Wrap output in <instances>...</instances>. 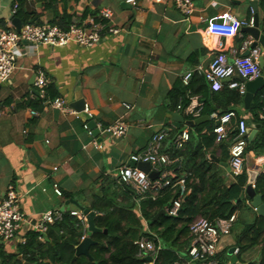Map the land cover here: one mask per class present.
<instances>
[{"label":"crops","instance_id":"0c3cea01","mask_svg":"<svg viewBox=\"0 0 264 264\" xmlns=\"http://www.w3.org/2000/svg\"><path fill=\"white\" fill-rule=\"evenodd\" d=\"M191 1L194 12L185 16L172 0L162 3L155 0H79L74 20L86 21L88 18L83 19L86 10L99 14L109 10L112 14L110 24L120 32L108 35L92 48L75 44L63 48L39 46L33 55L18 59L9 81L0 84V204L9 186H14L21 196L20 206L26 221L21 225L18 239L0 240V252L27 263L29 257L23 251L22 239L28 241L30 234L37 233L39 217L45 213L80 212L72 202L85 208L95 200L106 203L107 199H112L121 208L135 202L133 212L144 230L149 231L133 191L116 179L119 168L132 166L130 157L141 154L151 138L163 130L209 134L224 105L211 101L217 92L209 84L207 102L211 115H201L197 119L183 116L185 121L207 118L194 127L174 117L179 112L169 95L179 85L187 87L183 82L186 74L203 76L196 70L207 69L216 56L226 54L230 61L232 49L240 55L246 54L241 48L250 36L241 33L244 27L240 24L255 15L250 5L255 0ZM257 1L260 30L264 34V12L260 0ZM10 6L11 0H0L3 25L13 20ZM28 6L40 8L41 4L34 0ZM57 7L62 14V4ZM42 20L54 25L55 11H48ZM40 73L45 75L48 85L56 87L58 98L76 115L64 113L50 106L48 100L40 99L36 86ZM233 79L241 82L238 75ZM227 83L220 93L225 92ZM199 97L204 102L207 100ZM37 98L41 101L33 106ZM86 105L91 117L83 112ZM249 108L244 102L234 108L237 119L233 121V132L238 119L252 122ZM33 111L39 116L33 117ZM89 119L96 123L98 137L89 129ZM119 120L128 125V132L125 137L115 138L106 130ZM230 144H215L207 154L208 162L216 164L214 171L227 186L236 179L222 165L228 164ZM248 171L257 172L258 177L264 174V156L245 154L247 178ZM54 185H58L62 197L55 194ZM67 195L72 198L68 199ZM250 202L248 199L249 206ZM235 214L237 221L231 234L223 237L219 246V254L229 257L227 264H232V256H237L231 253L237 249L239 235L254 219V214L240 211ZM45 235L43 241L37 239L39 243L47 242ZM257 258V252L248 253L244 261Z\"/></svg>","mask_w":264,"mask_h":264},{"label":"trees","instance_id":"16d2710c","mask_svg":"<svg viewBox=\"0 0 264 264\" xmlns=\"http://www.w3.org/2000/svg\"><path fill=\"white\" fill-rule=\"evenodd\" d=\"M18 1L20 10L16 18H19L23 25H41L43 17L48 11L53 10L55 11L53 24L65 30L73 23L75 9L79 2V0H36L41 7L30 8L27 0ZM59 4H62V14L58 11ZM260 7L264 12V0H260ZM67 10H70V13ZM84 18L101 20L99 13L90 10L85 11ZM207 88L208 83L204 76H195L188 87L181 85L176 87L169 95V99L177 110L180 102L183 107L189 104L190 96H202L207 99L202 115L210 116ZM224 91V93L220 91L215 93L211 100L224 104L219 116L235 112L234 108L244 102V96L237 90L226 87ZM58 96L56 87L52 84L48 85L44 100H55ZM40 101L38 99L33 106H38ZM248 113L251 115L252 122L259 125L260 129L254 140L248 141L245 154L264 156V89L254 97ZM213 129L214 127L207 135L201 132L191 133L189 141L181 151L174 148L173 142L182 132L169 133L163 152L169 153L173 158H181L182 169L173 167L171 185L163 188L155 198L149 195L140 203L141 217L147 223L148 232L144 230L141 220L133 212L136 208L135 202L122 209L112 199H107L106 203L95 200L88 207L95 213V227L99 230L94 234L87 232L88 237L96 242L90 249L91 258L81 256L73 262L76 247L82 242L84 231L78 217L72 215L71 211H65L61 220L48 227L45 235L46 243L38 242L39 234L36 232L29 235L27 243L23 245V251L29 257L26 259L27 263L0 252V264H144V258L139 256L137 242L143 237H152V235L161 241L163 247L154 264H176L190 248L192 238L189 226L195 219L203 217L214 225L218 220L228 219L237 211L254 214V219L246 225L237 240L239 252L236 257L239 264H264V219L258 217L247 204L246 172L237 176L235 182L227 186L225 180L214 171L216 164L209 163L207 160V154L216 144ZM235 135L236 133L233 132L232 136ZM183 176H186L189 197L187 200L184 199L178 216L171 217L167 215L166 210L178 198L179 189L174 185ZM98 184L100 181L97 182ZM255 190L262 196L264 202V174L258 177ZM67 198L72 196L67 195ZM30 251L33 253L30 254ZM254 252L258 253L256 260L244 261L246 254ZM217 260L220 264H227L229 257L223 253L217 256Z\"/></svg>","mask_w":264,"mask_h":264},{"label":"built area","instance_id":"2783aa9c","mask_svg":"<svg viewBox=\"0 0 264 264\" xmlns=\"http://www.w3.org/2000/svg\"><path fill=\"white\" fill-rule=\"evenodd\" d=\"M177 8L185 15L189 16L194 12V5L191 0H172ZM28 3L34 0H27ZM156 3H162L164 0H155ZM20 10V2L11 0L9 14L12 19L16 18ZM254 14V11H253ZM101 20L88 18L86 21H77L70 25L68 29H62L58 26L48 23L41 25L27 24L23 25L20 32H17L12 21L7 25L0 22V84L7 83L16 70V64L19 58L33 55L39 46H50L53 48H63L69 44H75L81 48H92L101 43L108 35H116L120 31L112 26V14L109 10H103L100 13ZM241 27H252L254 18L249 21L241 22ZM254 40L250 37L246 41L241 52H249L247 56L232 49L229 51V56L220 54L216 56L210 63L207 69L198 68L196 72H200L210 85L211 89L218 92L224 88V83H227V88L237 90L240 95L246 94V82H252L262 76V69L259 60L264 52L262 48H251ZM239 74L245 83L238 82L233 78ZM193 78V73H188L183 77L185 86H189ZM36 86L39 88V97L44 100L46 98V88L48 80L43 73H40L36 79ZM190 95V92L188 93ZM48 104L55 109L64 113L76 115L70 108H67L65 102L56 98L48 100ZM205 102L199 96H190L189 104L186 107L182 106V102L177 107L179 114L184 117L197 119L201 117ZM125 108L131 110L129 105ZM83 112L91 117L90 110L86 105ZM33 117H38L37 111L32 112ZM264 118V115H263ZM237 119L235 112H228L221 116H216V125L213 129L216 144H224L230 142L229 161L228 165L235 177L241 175L245 169V151L248 144L247 137V121L237 120L236 135L233 133V121ZM106 132L115 138L125 137L128 132V125L123 121H117ZM26 134V132H25ZM169 136V132L163 130L154 135L149 141L146 149L138 155L130 157V161L135 166L123 165L119 168L116 177L119 184L129 187L135 197L136 202L140 203L149 195L155 198L159 192L171 185V177H173V167L182 169L183 160L181 158H173L170 154L163 152L164 143ZM190 139V133L183 131L174 140L173 146L177 151H181L185 144ZM141 163L150 164L153 172L159 174L156 180H152L150 176L142 171L138 165ZM179 189V196L172 202V205L167 208L166 213L171 217H177L182 208V203L188 194L186 176H183L174 185ZM54 192L57 196L62 197V192L58 185H54ZM21 196L14 186H9L7 196L2 204H0V240L3 242H12L19 238L21 225L26 221V215L21 211ZM62 211L49 212L41 215L38 220L37 233L38 240L43 241V236L47 233L48 227L62 219ZM72 215L78 217V220L83 228L84 237H87L88 223L86 216L82 212L72 211ZM237 221L236 214H233L228 219H220L214 225L206 218L199 217L195 219L189 226L190 235L192 238L190 248L185 255L180 258V262L176 264H189V262H200L203 264H220L217 260L219 255V246L223 237L231 234L232 228ZM27 240L22 239L21 243L26 244ZM139 256L141 258H152V263L158 253L162 250V243L156 237H143L137 242ZM238 249L234 250V255H237Z\"/></svg>","mask_w":264,"mask_h":264},{"label":"water","instance_id":"95a60500","mask_svg":"<svg viewBox=\"0 0 264 264\" xmlns=\"http://www.w3.org/2000/svg\"><path fill=\"white\" fill-rule=\"evenodd\" d=\"M250 5L253 7V9L255 11L254 25L252 27L242 28L241 33L249 35L251 38H253L254 42H253L251 48H255V47L259 46L262 48V50L264 52V34L260 30V19H259L258 6H257L258 1L257 0L251 1ZM12 25L14 26V28L16 29L17 32H20L21 28L23 26V23L19 18H14L12 20ZM248 53L249 52H246V54H244V56H247ZM259 63H260V67L262 69V76L259 79L252 81V82H246L245 83L244 79H242V77L239 74H237L238 76H240V81L245 83V85H246V94L244 96V104H245L246 108H249V106L253 102L254 97L258 94V92H260L264 89V54L260 58ZM174 117H176V119H178L179 122L184 123V124L191 126V127H194L196 124L203 122L204 119H207V118H201V119L196 120V121H185L182 114H176ZM88 124H89V129L93 132V136L98 137L99 130L97 129L96 123L94 121H92L91 119H89ZM247 126H248L247 137H248V141L251 142L254 140V138L258 134V130L260 129V126L254 124L253 122H247ZM222 165L231 174V176L235 177V175L231 172L230 168L228 167V164H222ZM132 166H135V164L132 163ZM138 167L142 171L147 173L152 180H156L159 176V174L157 172H152V167L150 164L141 163L138 165ZM248 176L249 177H248L247 185L245 187V195L248 199H250V201H251L250 206L254 209L257 216L264 219L263 198L261 195L256 193V190L254 187V185L256 184V181H257L258 173L254 172V171H248ZM188 197L189 196L187 195L185 197V200H187ZM72 203L79 209L80 212H82L86 216L87 223H88V231L91 234L99 232V230L95 227V222H94L95 213L92 212L90 209L85 208V207L77 204L76 202H72ZM157 217H159V216H157ZM95 244H96V242H94L91 237L85 238L80 243V245L76 247V254H75V257L73 259V262H75L81 256L91 258L90 249ZM233 253L234 252H232L231 254L233 255ZM144 261L146 263H152L153 260L151 257H147L144 259ZM232 264H237V257L236 256H232Z\"/></svg>","mask_w":264,"mask_h":264}]
</instances>
